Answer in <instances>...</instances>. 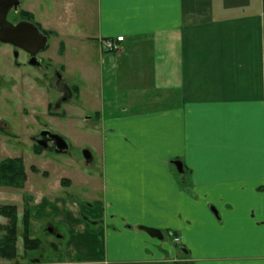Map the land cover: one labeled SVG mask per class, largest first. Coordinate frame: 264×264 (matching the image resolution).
I'll return each instance as SVG.
<instances>
[{"label": "crops", "instance_id": "crops-1", "mask_svg": "<svg viewBox=\"0 0 264 264\" xmlns=\"http://www.w3.org/2000/svg\"><path fill=\"white\" fill-rule=\"evenodd\" d=\"M51 1L49 31L97 46L63 85L98 122L102 202L28 201L30 238L68 234L47 264H264V0H94L92 35L82 0Z\"/></svg>", "mask_w": 264, "mask_h": 264}, {"label": "rangeland", "instance_id": "rangeland-1", "mask_svg": "<svg viewBox=\"0 0 264 264\" xmlns=\"http://www.w3.org/2000/svg\"><path fill=\"white\" fill-rule=\"evenodd\" d=\"M17 1L20 4L19 9L30 10L33 23L48 32L47 47L38 55L48 70L42 73L35 69L28 63L23 53L15 60L11 48L0 44V128L4 131L0 135V161L6 158H21L26 177L21 188L0 186V206H14L17 216V258L13 261L0 259V264H47L55 261L62 253L68 241V234L63 227L54 230L57 232L54 235L43 232L40 235L42 241L40 249L24 256L21 225L24 204L28 205L33 217L35 209L28 201L32 199L39 201L42 196L73 197L83 207H87L89 203L94 208L95 203L97 210L100 209L102 202V192L98 187L101 183L98 122L93 118L92 111L79 110L81 99L74 97L73 104L62 99L59 102L60 92L65 86L63 83L77 84L80 80L79 68L75 67L67 73L66 65L85 56L88 64L96 67L98 50L94 41L89 45L86 40L79 41L81 38H73L76 42L73 45V40L68 35L56 36L54 32L49 31L50 24L56 19L54 14L52 15L55 6L51 0ZM82 2L85 6V9H82L83 15L77 18L74 26L78 35H92L95 31V3L94 0ZM101 52L109 53L105 50ZM59 76H62V81L55 84L56 77ZM103 94L105 99L111 96L106 87ZM118 98L123 99L121 94ZM50 111L57 115L51 114ZM86 117L93 120L86 121ZM42 129H49L64 137L70 145L69 153L65 155L42 151L37 154L32 137ZM85 150H88L91 156L89 160L84 158ZM32 168L36 169V172H33ZM62 177L70 179L71 183L64 179L67 184L58 188ZM6 224V219L0 216V225Z\"/></svg>", "mask_w": 264, "mask_h": 264}, {"label": "water", "instance_id": "water-1", "mask_svg": "<svg viewBox=\"0 0 264 264\" xmlns=\"http://www.w3.org/2000/svg\"><path fill=\"white\" fill-rule=\"evenodd\" d=\"M19 5L17 0H0V43L10 44L14 47L21 48L28 52L30 56L29 64L35 66L37 64L36 54L44 50L47 45V37L44 36L39 29L28 22H18L12 24L6 20L7 14L11 9L16 10ZM33 141L43 151L53 150L57 154H68L69 143L59 134L53 133L48 129L41 130L37 136L33 137ZM52 142V146L48 143ZM85 160L90 159L87 150L83 153ZM179 173H182L180 165H176ZM151 237L161 239V233L156 229L142 228ZM49 234H54L52 228L46 229Z\"/></svg>", "mask_w": 264, "mask_h": 264}, {"label": "trees", "instance_id": "trees-1", "mask_svg": "<svg viewBox=\"0 0 264 264\" xmlns=\"http://www.w3.org/2000/svg\"><path fill=\"white\" fill-rule=\"evenodd\" d=\"M20 16L33 22V16L28 12L21 11ZM35 25L39 27L38 24ZM42 32L45 35H48L47 31L42 30ZM50 113L55 114L51 111ZM3 133V129L0 128V135H2ZM34 146L35 152L37 154L42 152V150L38 146ZM24 169V164L21 158H6L1 160L0 186L21 188L26 179ZM32 171L36 172V169L32 168ZM66 184V180L61 179L60 185L64 186ZM0 216L5 218L7 221L6 225H0V259L5 261H13L17 258V216L15 207L10 205L0 206ZM31 218V211L28 208V205L24 204V210L21 219L24 256L29 252H36L42 246V241L40 239H31L29 236Z\"/></svg>", "mask_w": 264, "mask_h": 264}, {"label": "flooded vegetation", "instance_id": "flooded-vegetation-1", "mask_svg": "<svg viewBox=\"0 0 264 264\" xmlns=\"http://www.w3.org/2000/svg\"><path fill=\"white\" fill-rule=\"evenodd\" d=\"M20 5V4H19ZM19 5H18V7H17V9L16 10H14V9H11L9 12H8V14H7V17H6V20L8 21V22H10V23H12V24H16V23H18V22H28V23H31V24H33V25H35L33 22H31V21H29V20H27V19H25V18H23V17H21L20 16V12L21 11H25V12H28L27 10H21V9H19ZM28 13H30V12H28ZM31 14V13H30ZM36 27H37V25H35ZM38 29H39V31L44 35V36H46L43 32H42V30L39 28V27H37ZM45 31V30H44ZM0 44H3V43H0ZM3 45H7L8 47H10L11 48V50H12V54H13V57H14V59L15 60H17L18 59V57H19V55H20V53H23L26 57H27V60H28V63H29V61H30V56H29V54H28V52H26V51H24L23 49H21V48H17V47H14V46H12V45H10V44H3ZM46 47H47V45H46ZM46 49V48H45ZM44 49V50H45ZM43 51V50H42ZM41 52V51H40ZM39 52V53H40ZM39 53L38 54H36V62H37V64L35 65V66H33L35 69H38V70H40V71H42V73H46L45 71H47L48 70V67L47 66H43V64H42V59L38 56L39 55ZM56 75H57V73H56ZM45 76V75H44ZM57 78H60V76L59 77H56V81H57ZM60 82V81H59ZM58 81L57 82H55V84L57 83H59ZM62 91L63 92H61L62 93V95H61V97H60V100H59V102H61V99L62 100H66V97L65 96H67V88L64 86L63 88H62ZM64 96V97H63ZM58 102V103H59ZM57 103V104H58ZM49 105V104H48ZM49 107V106H48ZM43 130V129H42ZM49 130V129H48ZM41 131V130H40ZM39 131V132H40ZM38 132V133H39ZM38 135V134H37ZM36 135V136H37ZM33 137H35V136H33ZM33 137H32V140H33ZM34 142V141H33ZM34 145H36L37 146V144L34 142ZM48 145L49 146H52V142H49L48 143ZM50 151H53V150H50ZM54 152V151H53Z\"/></svg>", "mask_w": 264, "mask_h": 264}, {"label": "built area", "instance_id": "built-area-1", "mask_svg": "<svg viewBox=\"0 0 264 264\" xmlns=\"http://www.w3.org/2000/svg\"><path fill=\"white\" fill-rule=\"evenodd\" d=\"M123 41V37H117L116 38V43L118 42H122ZM101 46H102V50H105L107 52H111V51H114V50H117L118 47L116 46L115 42H113L112 40L110 39H106V40H103L101 41Z\"/></svg>", "mask_w": 264, "mask_h": 264}]
</instances>
